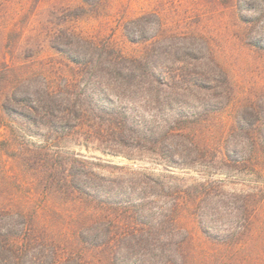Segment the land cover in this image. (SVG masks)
<instances>
[{
	"label": "rangeland",
	"instance_id": "374dc122",
	"mask_svg": "<svg viewBox=\"0 0 264 264\" xmlns=\"http://www.w3.org/2000/svg\"><path fill=\"white\" fill-rule=\"evenodd\" d=\"M243 1L246 6L241 13L238 0H0V208L36 213L35 234L57 246L61 256L78 247L82 213L91 206L71 202L66 192L58 193L50 182L53 176L65 175L64 165L75 156L95 174L118 175L110 167L119 166L137 175L171 174L188 183L223 181L231 195L248 196L252 233L239 257L264 250V155H249V145L241 154L248 159L244 166L218 162L185 168L166 165L144 152L134 159L104 153L96 148L99 142L86 141L82 131L51 129L42 113L35 115V121L25 120L4 108L10 97L12 109L33 113L44 91L76 79L74 64L57 48L59 37L75 35L104 43L126 57L141 58L153 52L158 42L151 41L160 34L168 50L177 41L178 51L154 62L172 69L177 66L176 57L198 61L202 76L217 81L212 89L178 97L188 105L182 123L198 144L215 150L220 160L237 112L264 100V6L260 0ZM141 16L146 19L139 21ZM125 26L132 29L134 38L126 34ZM57 158L63 165L59 174L54 172ZM161 205L151 203L155 209ZM176 225L188 237V264H218L221 256H231L230 249L202 234L189 202L179 205ZM84 252L91 264L107 263L105 251Z\"/></svg>",
	"mask_w": 264,
	"mask_h": 264
},
{
	"label": "trees",
	"instance_id": "16d2710c",
	"mask_svg": "<svg viewBox=\"0 0 264 264\" xmlns=\"http://www.w3.org/2000/svg\"><path fill=\"white\" fill-rule=\"evenodd\" d=\"M260 1L264 6V0ZM237 6L242 13L246 3L238 0ZM241 17L250 22L244 14ZM125 32L134 38L128 26ZM152 40L158 42L152 53L129 58L104 43L75 35L59 37L57 48L74 64L76 79L44 91L33 113L12 109L10 97L4 108L25 120L35 121V115L42 113L51 129L82 131L85 140H97L96 148L104 153L134 159L144 152L166 165L191 168L219 162L244 166L248 159L241 154L248 145L249 155H264V100L237 112L220 160L215 150L195 141L181 121L187 101L178 95L212 89L217 81L202 76L198 61L176 57L177 66L172 69L154 62L178 49L174 41L168 50L160 34ZM187 74L190 77L184 79ZM61 162L55 161L56 174L63 169ZM110 171L118 175L95 174L86 161L70 156L65 175L51 177L58 193L66 192L71 202L85 201L91 206L82 213L77 233L80 245L62 256L57 246L35 234L36 213L0 208V264H91L84 252L91 248L107 252L106 264H188V237L176 225L181 202L191 204L200 231L211 243L230 249L231 256H221L218 264H264V250L239 257L252 233L245 194L231 195L223 181L188 183L171 174L137 175L119 166H111ZM155 201L162 205L155 209L151 206Z\"/></svg>",
	"mask_w": 264,
	"mask_h": 264
}]
</instances>
